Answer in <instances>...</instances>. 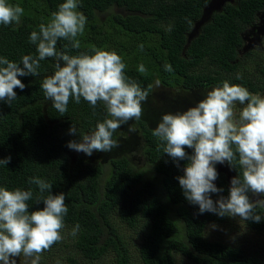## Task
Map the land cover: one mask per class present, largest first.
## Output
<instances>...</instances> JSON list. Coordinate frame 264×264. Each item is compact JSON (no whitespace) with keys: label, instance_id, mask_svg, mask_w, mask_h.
Returning a JSON list of instances; mask_svg holds the SVG:
<instances>
[{"label":"trees","instance_id":"1","mask_svg":"<svg viewBox=\"0 0 264 264\" xmlns=\"http://www.w3.org/2000/svg\"><path fill=\"white\" fill-rule=\"evenodd\" d=\"M210 1L81 0L79 10L88 20L84 34L78 37L81 47L74 49L61 39L57 51L78 55L115 49L127 65V76L148 94L157 80L184 90L214 87L228 80L253 94L264 92V58L253 66L252 52L243 51L244 32L264 11V0L226 3L189 37ZM62 2L12 0L24 14L19 24L0 25V56L19 62L23 55H35L29 34L38 31ZM112 7L122 12L108 14ZM103 13H107L104 18ZM54 63L52 58L41 61L39 76L23 79L29 87L24 92L17 89L18 97L10 106L0 103V158L12 157L7 166H0V185L31 188L30 211L43 204H37L41 194L36 185L27 183L29 177L46 179L54 194L62 191L66 196L69 212L63 239L41 254V264H180L183 259L191 264H264V255L241 243L208 237V224L227 223L229 217L197 214L198 207L185 200L176 179L188 161L177 164L164 154L145 120L138 121L144 166L138 167L126 155L110 158L106 164L91 162L84 153L73 157L75 151L66 145L79 136L69 134L70 125L75 123L80 133L87 134L106 118V109L102 103L93 110L83 99L79 104L70 100L68 111L60 116L40 87L43 78L55 71ZM165 63L171 64L172 72L164 71ZM141 64L146 71H139ZM113 139H118L117 131ZM230 170L234 176L240 171L239 167ZM215 183L224 189L221 195L227 196L226 175L219 173ZM256 212L264 215V207H257ZM237 218L264 237V221ZM76 224L80 231L73 236ZM127 229L140 234L137 246ZM17 264H30V260L21 255Z\"/></svg>","mask_w":264,"mask_h":264},{"label":"clouds","instance_id":"2","mask_svg":"<svg viewBox=\"0 0 264 264\" xmlns=\"http://www.w3.org/2000/svg\"><path fill=\"white\" fill-rule=\"evenodd\" d=\"M80 5L81 0H63L51 18L29 34L35 55H23L19 62L0 56V103L10 106L18 97L16 90L24 92L29 87L23 79L38 77L40 62L52 58L55 71L43 78L40 87L60 116L68 111L70 100L79 104L83 99L93 110L102 103L106 109V118L89 133H80L75 123L68 129L79 139L70 140L66 147L91 157L94 152H110L118 146L113 134L129 120L141 119L142 102L148 92L127 76V65L115 49L78 55L57 51L61 39L74 49L81 47L78 37L84 34L88 20ZM23 14L19 4L0 0V25L19 24ZM171 30L169 25L167 31ZM163 69L173 71L169 63ZM139 71H146L143 64ZM156 85H160L159 80ZM129 131L137 129L131 125ZM152 135L174 163L188 161L183 175L176 179L185 200L198 207V215L207 212L221 218L264 221V215L256 212L257 207H264V95L225 80L207 90L203 99L186 111L163 114ZM11 159L0 158V166H7ZM225 163L230 169L240 170L232 177L227 196L221 195L224 189L215 183L219 177L217 165ZM27 183L39 189L37 204L42 202V208L30 211L29 201L34 195L31 188L0 185V264H17L21 255L30 264H41V254L63 239L64 218L69 212L65 193L54 194L53 185L39 176L29 177ZM213 195L218 198L214 200ZM252 196L260 198L253 200ZM210 227L215 230L218 226ZM79 231L76 224L71 235Z\"/></svg>","mask_w":264,"mask_h":264},{"label":"rangeland","instance_id":"3","mask_svg":"<svg viewBox=\"0 0 264 264\" xmlns=\"http://www.w3.org/2000/svg\"><path fill=\"white\" fill-rule=\"evenodd\" d=\"M237 0H211L203 9L200 19L195 23L189 37L196 35L201 26L207 22L214 12L221 10L224 4L234 3ZM110 12H122L115 7H112L107 13ZM107 13L101 14L104 18ZM244 47L243 51H251L252 63L255 66L259 62V58H264V11L259 15L255 24L248 27L244 32ZM256 69L253 68V70ZM255 72V71H254ZM213 87L197 88L191 90H184L181 88H170L163 85H156V81L152 85L151 92L148 94L146 101L142 102L143 113L140 120H145L147 124L153 129L157 126L161 117L165 113H175L177 111H186L203 99L204 94L207 90ZM264 95V92L259 93ZM239 107V105H238ZM139 121V120H138ZM138 121L129 120L128 123L122 125L118 130V146L113 148L110 152H94L88 160L91 162H101L106 164L110 158L117 157L120 155H126L129 157L134 164L144 166V159L142 155V137L138 127ZM133 125L137 131H129V127ZM81 154L75 151L74 155ZM219 173H224L227 180L230 181L234 177L233 172L227 166V164L217 165ZM217 199V198H216ZM216 224L217 229H211V225ZM128 237L133 241V245H138L140 242V234L136 235V232L126 230ZM206 234L211 238H223L226 240H234L238 243L243 244L245 247L255 252L258 255H264V237L258 233L245 227L242 221L237 217L230 218L229 222L225 223H210L206 227ZM56 259V258H55ZM57 259H61L58 257ZM55 262L50 261V264ZM180 264H191L185 259L180 261Z\"/></svg>","mask_w":264,"mask_h":264}]
</instances>
